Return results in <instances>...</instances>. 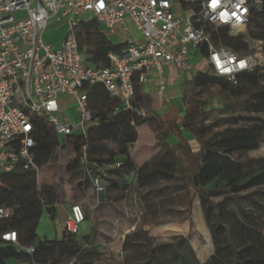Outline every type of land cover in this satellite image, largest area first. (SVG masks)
Instances as JSON below:
<instances>
[{
  "label": "trees",
  "instance_id": "trees-1",
  "mask_svg": "<svg viewBox=\"0 0 264 264\" xmlns=\"http://www.w3.org/2000/svg\"><path fill=\"white\" fill-rule=\"evenodd\" d=\"M76 30L80 51L88 64L107 67L109 53L121 55L122 46L110 41L97 23L82 24ZM206 30L215 46L224 47L237 57L251 55L252 46L257 43L264 54V0L252 6L244 34L232 35L229 28L222 26L206 25ZM198 51L203 58L207 57L205 47H199ZM263 80L264 73L259 67L236 75L235 83L209 71L198 72L190 83L189 105L184 109L182 127L196 141L199 152L192 154L186 141L180 138L175 148L161 145L159 153L139 170L129 156L138 138L137 129L147 124L159 138L166 134L163 123L150 114L139 118L133 112L122 111L119 101L111 98L101 84L90 86L86 91L91 123L85 136L74 135L63 141L44 118L34 119L31 151L34 163L38 168L54 163L60 150L72 146L77 153L69 151L72 157L65 165V173L80 178L84 175L86 185L102 180L106 193H117L113 201L125 198L129 187L125 179L136 174L137 191L146 216L170 213L172 205L188 210L197 196L213 244V253L203 264H264V231L253 208L257 206V196H263L264 165L250 171L241 160L243 155L256 151L264 138ZM211 87L218 90L221 116L207 125L208 115L215 108L212 103L195 101L192 95ZM134 92L133 105L143 108L140 102L145 96L141 87L136 85ZM182 102L185 105V95ZM237 108L263 117H238ZM225 114L233 118H225ZM222 125L224 128L219 129ZM169 129L178 130L174 124ZM82 147L86 149L84 163H81ZM177 151H184L187 166L178 160ZM117 157H124L126 162L111 169ZM38 176L22 170L2 176L0 208L11 210V216L0 222V236L15 232L18 246L0 239V264L11 260L32 264H89L98 260L100 253L89 237L64 234L59 241L39 238L41 217L46 214L51 221L56 218L58 196L52 185L39 184ZM30 247L34 249L32 256L20 250ZM122 261V264H200L187 238L161 243L142 229L125 237Z\"/></svg>",
  "mask_w": 264,
  "mask_h": 264
},
{
  "label": "built area",
  "instance_id": "built-area-1",
  "mask_svg": "<svg viewBox=\"0 0 264 264\" xmlns=\"http://www.w3.org/2000/svg\"><path fill=\"white\" fill-rule=\"evenodd\" d=\"M210 4L211 0H0V186L4 174L22 170L40 175L42 168L31 152L35 118H44L63 141L85 136L91 123L86 91L90 86L101 84L122 111L145 118L146 111L133 105L135 86L145 84L154 73L161 76L166 65L179 75L188 72L191 49L205 47L207 71L230 83H235L236 75L259 67L260 44L252 46L255 53L237 57L211 42L206 25L244 34L250 10L260 0H220L215 10ZM84 17L97 23L107 38L122 36L121 55L109 53L107 67L88 64L80 51L76 29L86 23L75 25L74 20ZM50 23L65 27L59 49L44 42ZM164 90L160 82V91ZM63 96L74 99L75 125L57 117ZM85 151L82 147L81 163ZM92 187L103 193L105 186L97 179ZM10 216L11 210L0 208V222ZM84 221L81 206L71 205L64 234L79 237ZM0 239L18 246L15 232L1 234ZM20 250L34 254L32 247Z\"/></svg>",
  "mask_w": 264,
  "mask_h": 264
},
{
  "label": "crops",
  "instance_id": "crops-1",
  "mask_svg": "<svg viewBox=\"0 0 264 264\" xmlns=\"http://www.w3.org/2000/svg\"><path fill=\"white\" fill-rule=\"evenodd\" d=\"M59 28L60 29L58 30L60 31L62 26ZM47 33L48 30L44 32V36H47ZM136 37L139 38L137 34ZM116 39L118 42L115 44L120 45L122 36ZM61 42L62 39L59 42L51 41L50 43L49 41V43L46 42V44L50 45L54 49H58ZM204 60L205 58L200 55L198 50L191 49L189 50L190 70L188 72L179 75L173 66L166 65L161 76L154 73L147 79L145 84L140 85L142 93L145 96L144 100L140 102L141 106L147 114H150L153 118H156L163 123V128L166 134L157 138L147 124L142 125L137 129V141L129 150L130 159L136 170H139L144 165L148 164L149 161L159 153L161 145L167 144L169 147L175 148L179 144L180 138L186 141V146H188L192 154H197L199 152L198 144L192 139L191 134L185 130L180 123L183 121L184 116L182 102L184 91L188 88V86L190 87L191 80L198 72L207 71ZM201 67H203V69H200ZM160 82L165 84V90L162 92L160 91ZM68 100L72 103V107L70 109H73V111H68L65 115L69 121L74 122L76 119V112L74 99L72 97L63 96L60 102L59 113H63L65 111L62 109L65 106L64 103H67ZM171 124H174L178 130L169 129ZM181 143H183V141ZM176 157L182 164L184 163V166H187L188 162L184 151H177ZM125 162L126 159L124 157H117L115 159V165L112 166L111 169H116ZM116 165H118V167H116ZM58 168L60 167L58 166L57 161L42 167L40 172L41 178L49 181L55 175V170ZM61 169H64L65 173V168ZM64 178L65 185L63 186L62 194H59V191L57 190L58 205L56 207V218L51 221L48 216L44 214L40 219L38 229L40 225L41 228L40 231L37 229V234L39 238L46 239L48 241L61 240L64 235V220L69 213L70 206L73 204L80 205L85 213V221L81 226V234L77 238L89 237L94 248L100 253L98 260L89 264H102L103 261L107 264H116L115 261L122 264V246L125 237L138 229H142L147 232L150 237L155 239L156 234L154 233V230L157 228H164V230L167 229L170 233L178 234L180 229L178 225L182 223H186L188 225V220L192 218L193 207H198L200 210L203 226L207 229L209 240L213 248L210 233L204 222L197 196H194L191 207L188 210L183 206L172 205L170 207V213L158 212L155 217H152L145 215L146 212L137 191L136 174H132L125 179L129 187L125 198L120 201H113V198L117 193H106V191L104 193L95 192L91 182L88 185L85 184L84 175L80 179H77V181L73 180L71 173H65ZM52 186L56 189L54 185ZM190 197H192V194ZM132 209L134 211L137 209L134 221L128 220L125 217L126 215L124 210L132 211ZM185 210H187L188 213L184 214ZM178 237L180 236H177V238ZM181 237L187 238L194 250L192 241H190V239L186 236ZM115 242L116 245H114ZM98 246H103L108 250H106L103 254L101 251L102 249H99ZM85 247L87 246L84 245V248ZM196 257L198 259L197 254ZM38 259L41 260V257L39 256ZM204 262L199 263L203 264ZM8 264L32 263L11 260L8 261Z\"/></svg>",
  "mask_w": 264,
  "mask_h": 264
},
{
  "label": "rangeland",
  "instance_id": "rangeland-1",
  "mask_svg": "<svg viewBox=\"0 0 264 264\" xmlns=\"http://www.w3.org/2000/svg\"><path fill=\"white\" fill-rule=\"evenodd\" d=\"M79 22H84V23H89L90 22V18L89 17H84L81 19H75L74 20V24L77 25ZM59 27H61V25H56L53 23H50L48 25V33L47 36H43L44 38V42L46 43H51L54 41H61V39L63 40L64 34H65V27H63L61 30L59 31L58 29H60ZM110 41H112L113 43H117V39L116 38H110ZM62 43V42H61ZM61 46V45H60ZM60 48V47H59ZM58 48V49H59ZM255 53L252 51V54ZM257 54V53H256ZM258 60H259V68H262V73H264V54L261 50V53L258 54ZM200 69H203V67H201ZM261 87L264 88V80L261 83ZM191 88L188 86V88L184 91V95L186 97V103L185 105H183V108L185 109L187 107V105H189V99H190V93H189V89ZM217 88L215 87H211V88H206L204 90H202L199 94L197 95H192L193 99L195 101L198 102H209L212 103V107L215 108L213 109V111L211 113H209L208 115V120L206 121L205 124L209 125L211 124L214 120L218 119L220 115L219 109H220V105L219 102L217 100ZM64 108L62 110H65L63 113H59L57 115V117L59 119H65L68 123L75 125L78 119V115L76 113V119L75 121H69L67 119V116L65 114L69 112H72L73 109H70L72 107V103L71 101L68 100L67 103H64ZM70 109V110H68ZM76 112V111H75ZM236 116L238 117H248L249 113L245 112L243 109L241 110L240 108H237L236 111ZM225 118H233L232 115L229 117L228 114L223 115ZM249 116H254L256 118L258 117H263L262 115H249ZM232 122V120H231ZM183 124V121H181L180 125ZM238 124H241V121H238ZM224 128V125L220 126L219 129ZM69 151H73L77 153V149H73L72 146H69L67 149L65 150H60L59 152V156H58V166L60 168L55 170V175L49 180L46 181L43 178H41V176H38V183L39 184H52L56 187V190L59 191V194H62V190H63V186L65 185V178H64V169L61 168H65V165L70 161L72 155L69 153ZM71 156V157H70ZM242 162L244 163L245 167L248 168V170H254L256 168H258L261 165H264V138L259 146V148L254 151V152H250L247 153L245 155L242 156L241 158ZM67 178V177H66ZM80 176H73V180L77 181V179H79ZM105 192V189H104ZM103 192V193H104ZM263 192V196H257V206H254V212H256L258 214V218L260 219V223L261 227H263L262 231H264V188L262 189ZM215 201H217L215 199ZM243 206L244 203H243ZM247 206L252 207V205H250L247 202ZM193 215L192 218H190V220H188V225L186 223H182L179 224L178 227H180L178 234L175 233H170L169 231H167V229L164 230V228L160 229L157 228L154 230V233L156 234V240L158 242L161 243H165V242H171L173 241L175 238H177V236H186L190 239V241H192V246L195 250V253L198 256L199 262L202 263L204 261L207 260V258L212 254L213 252V248L211 246V242L209 240V235L207 233V229L205 226H203V220L200 214V210L198 207H193ZM256 210V211H255ZM125 211V217L128 220L134 221L135 220V215L137 214V209H135V211L132 209V211ZM181 223V222H180ZM188 226V228H187ZM41 225L38 229V231H40ZM153 233V234H154ZM116 245V242L115 244ZM99 249H102L101 251L103 252V254L105 253L106 250H108L105 247H100L98 246ZM110 251V250H109ZM112 255V254H111ZM114 263V261H113ZM116 264L117 261H115ZM102 264H107L105 261L102 262Z\"/></svg>",
  "mask_w": 264,
  "mask_h": 264
},
{
  "label": "clouds",
  "instance_id": "clouds-1",
  "mask_svg": "<svg viewBox=\"0 0 264 264\" xmlns=\"http://www.w3.org/2000/svg\"><path fill=\"white\" fill-rule=\"evenodd\" d=\"M241 2H243V0H241ZM219 3H220V0H211L210 8L211 9H215V7L217 5H219ZM220 15H221L222 18H226L227 17V13H225V12H222ZM237 19H239V17H237Z\"/></svg>",
  "mask_w": 264,
  "mask_h": 264
},
{
  "label": "snow or ice",
  "instance_id": "snow-or-ice-1",
  "mask_svg": "<svg viewBox=\"0 0 264 264\" xmlns=\"http://www.w3.org/2000/svg\"><path fill=\"white\" fill-rule=\"evenodd\" d=\"M218 6H219V5H217V6L215 7V9H217V8H218ZM215 9H214V10H215Z\"/></svg>",
  "mask_w": 264,
  "mask_h": 264
}]
</instances>
